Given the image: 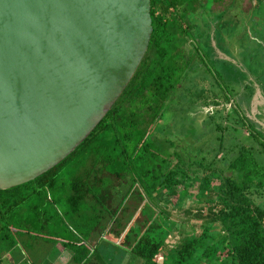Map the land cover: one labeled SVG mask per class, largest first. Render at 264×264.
<instances>
[{
    "label": "trees",
    "instance_id": "trees-1",
    "mask_svg": "<svg viewBox=\"0 0 264 264\" xmlns=\"http://www.w3.org/2000/svg\"><path fill=\"white\" fill-rule=\"evenodd\" d=\"M220 1L149 0L151 32L141 82L135 83L127 102L104 122V131L85 140L61 174L34 192L0 189V264H40L44 256L35 259L33 247L42 244H58L67 253L66 264H108L104 254L111 245L121 247L118 261L125 264H264L261 127L232 103L222 116L215 110L227 121L223 125L207 113L217 132L209 160L199 147L181 156L172 140L148 138L157 133L165 102L188 71L185 41H192L194 49L197 39L204 41L202 52L213 56L206 29L193 34L190 16H200L201 6L209 9L208 4ZM250 84L244 88L246 97L252 92ZM227 94L220 95L227 100ZM210 102L218 105L217 97ZM227 127L231 133L240 128L245 133L225 144ZM189 196L195 202L192 215L198 231L175 241L180 222L160 201L174 198L172 205L179 206ZM129 197L148 206L147 197L156 208L131 238L127 233L133 229L129 224L124 229L127 224L120 215Z\"/></svg>",
    "mask_w": 264,
    "mask_h": 264
},
{
    "label": "water",
    "instance_id": "water-1",
    "mask_svg": "<svg viewBox=\"0 0 264 264\" xmlns=\"http://www.w3.org/2000/svg\"><path fill=\"white\" fill-rule=\"evenodd\" d=\"M150 32L149 0H0V189L34 192L104 131Z\"/></svg>",
    "mask_w": 264,
    "mask_h": 264
},
{
    "label": "rangeland",
    "instance_id": "rangeland-1",
    "mask_svg": "<svg viewBox=\"0 0 264 264\" xmlns=\"http://www.w3.org/2000/svg\"><path fill=\"white\" fill-rule=\"evenodd\" d=\"M223 1L224 0L208 4L209 9L201 6L200 8L202 10H200L202 13L200 16L195 15L194 17L193 14L190 16L195 21V25L192 30L193 34L197 35L201 34V32L203 34L205 24H208L211 31L210 36L208 37L212 38L210 42L214 41L215 45L216 42L221 38L222 30L225 33L231 34L235 29L237 30L240 28L239 24L234 19L224 20L221 22L220 13L219 11L215 12V10L220 8V5ZM201 2L205 4L204 0H201ZM233 2L235 3L236 0H233ZM218 21L219 23L216 25V33L214 32V25ZM214 33L216 34L214 35ZM246 36V33L241 35V37ZM196 43L197 45L195 46L197 47V50L194 49L192 41L189 39L185 41L183 47L185 49V53H187L189 57V65L187 66L188 71L182 76L179 86L173 90L172 94L165 102L163 115L156 122L157 133L152 134L148 138L152 139L154 136H156L157 140H172L175 149L181 154V156H186V154L191 155L195 153L194 146L199 147L206 155V159L209 160L213 155V148L216 145L215 136H217V132L213 129V121L217 123L220 122L221 125L227 122L226 120L217 117L215 110L218 109V113L222 116L225 111L231 108L224 104L227 102V100H224L220 94H227L231 92V84L229 81L231 78L227 74L235 76L236 73L234 72L233 68H228L226 64L223 66L220 61L216 62L211 57H208L204 53L207 48L204 41L202 42L201 40L197 39ZM230 44L231 46H237L236 41ZM260 52L261 48L256 46L254 48V53L257 55L254 57L255 61L260 58ZM257 68L258 70L260 69V67ZM260 77L264 78V75H260ZM261 93H264V89L263 91L261 90ZM214 96L217 97L218 105H213L210 102L211 98ZM260 109L261 108L259 106L258 110ZM207 113L213 117V121L209 120L208 117L210 115H207ZM227 129L228 134L227 138L225 139V144H233L237 138V135L238 138H240L239 133H245V130L241 128L239 130L236 129L235 133H231L229 127H227ZM219 156L220 154L216 156V159H218ZM215 162L216 165H224L225 163V161ZM190 192L194 193V189H190ZM144 199L149 207L145 204L142 205L140 200L136 197H129L126 201V207L123 208L125 211L120 213V215H124L121 216V222L127 224L124 229H128L129 227L127 226L129 225L133 229L127 233V236L130 238L134 236L135 232H137L136 227L138 225L142 226L143 220L148 218V215H151L152 211H156V208L152 206L148 198L144 197ZM173 201L174 198H171L168 203L160 201V204L166 207V209L170 212V217L173 220L180 222V229L177 231L179 234H174V240L177 241L181 238V236H184L192 230L198 231L196 226L198 220H196L192 215L194 208L196 207L192 197H186L179 206L177 204V206H173ZM188 209L191 210L190 213L186 212ZM130 214L134 216H132L134 222L133 220L128 221L127 217ZM111 227L114 229V223L111 225ZM111 234L112 237H115L114 235H117L118 232L113 230ZM114 241L116 244L119 243V240ZM33 248L35 250V259H38V256H44V259L40 264H66L67 253L63 251L58 244L54 245L53 247H50L47 244H42L39 246L34 245ZM120 249L121 247L112 245L109 247V249H106L104 256L108 264H125V262H123L124 259L122 262L118 261L117 255ZM8 262L9 260H5L3 264H8ZM25 264L31 263L26 261Z\"/></svg>",
    "mask_w": 264,
    "mask_h": 264
},
{
    "label": "crops",
    "instance_id": "crops-1",
    "mask_svg": "<svg viewBox=\"0 0 264 264\" xmlns=\"http://www.w3.org/2000/svg\"><path fill=\"white\" fill-rule=\"evenodd\" d=\"M224 1L215 12L219 11L221 22L234 19L240 28L235 29L231 34L222 30L221 38L216 42V46L234 61L218 59L214 53L211 58L216 62L220 61L223 66L226 64L228 68H233L236 73L235 76L226 73L231 78L229 80L231 93L227 94L229 96L227 102L231 101L233 106H239L247 119L253 122H256V119L264 122V93H261V90L263 91L262 87H264V78L260 77V75H264V0H236V4L233 0ZM219 21L214 25V32L216 33V25ZM244 33L247 36L241 37ZM211 39V37L207 39L209 45ZM235 41L237 46H231L230 43ZM256 46L261 48L260 58L256 60L257 63L254 60V57L257 56L254 53ZM257 67H260V69L258 70ZM254 82L258 84L260 95L253 96ZM249 83H251L252 92L246 97L244 88ZM259 106L260 110H258Z\"/></svg>",
    "mask_w": 264,
    "mask_h": 264
},
{
    "label": "flooded vegetation",
    "instance_id": "flooded-vegetation-1",
    "mask_svg": "<svg viewBox=\"0 0 264 264\" xmlns=\"http://www.w3.org/2000/svg\"><path fill=\"white\" fill-rule=\"evenodd\" d=\"M205 29H206V32L208 33V36H210L211 31H210L209 26H208V28L206 27Z\"/></svg>",
    "mask_w": 264,
    "mask_h": 264
},
{
    "label": "built area",
    "instance_id": "built-area-1",
    "mask_svg": "<svg viewBox=\"0 0 264 264\" xmlns=\"http://www.w3.org/2000/svg\"><path fill=\"white\" fill-rule=\"evenodd\" d=\"M225 105H228V107L230 106V104H231V101H228V102H226V103H224Z\"/></svg>",
    "mask_w": 264,
    "mask_h": 264
}]
</instances>
